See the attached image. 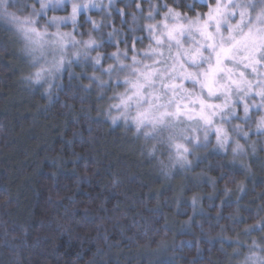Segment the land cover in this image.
I'll return each mask as SVG.
<instances>
[{
    "label": "clouds",
    "instance_id": "clouds-1",
    "mask_svg": "<svg viewBox=\"0 0 264 264\" xmlns=\"http://www.w3.org/2000/svg\"><path fill=\"white\" fill-rule=\"evenodd\" d=\"M0 28L27 90L52 105L75 81L162 178L264 150V0H0ZM253 232L264 216L223 264H264Z\"/></svg>",
    "mask_w": 264,
    "mask_h": 264
},
{
    "label": "trees",
    "instance_id": "trees-1",
    "mask_svg": "<svg viewBox=\"0 0 264 264\" xmlns=\"http://www.w3.org/2000/svg\"><path fill=\"white\" fill-rule=\"evenodd\" d=\"M23 70L0 28V264H223L264 216V150L162 178L92 94L49 105Z\"/></svg>",
    "mask_w": 264,
    "mask_h": 264
},
{
    "label": "rangeland",
    "instance_id": "rangeland-1",
    "mask_svg": "<svg viewBox=\"0 0 264 264\" xmlns=\"http://www.w3.org/2000/svg\"><path fill=\"white\" fill-rule=\"evenodd\" d=\"M92 15H97L96 13H92ZM85 19V18H84ZM86 20V19H85ZM88 22H87V20H86V22L85 23H83V24H87ZM137 46H139V42H137ZM108 47H111L110 45L108 46ZM24 87V86H23ZM24 90H26V91H28L25 87H24Z\"/></svg>",
    "mask_w": 264,
    "mask_h": 264
},
{
    "label": "flooded vegetation",
    "instance_id": "flooded-vegetation-1",
    "mask_svg": "<svg viewBox=\"0 0 264 264\" xmlns=\"http://www.w3.org/2000/svg\"><path fill=\"white\" fill-rule=\"evenodd\" d=\"M82 17V16H81Z\"/></svg>",
    "mask_w": 264,
    "mask_h": 264
}]
</instances>
